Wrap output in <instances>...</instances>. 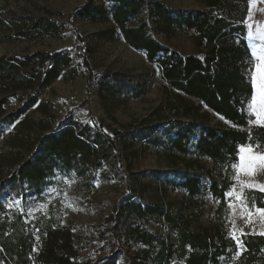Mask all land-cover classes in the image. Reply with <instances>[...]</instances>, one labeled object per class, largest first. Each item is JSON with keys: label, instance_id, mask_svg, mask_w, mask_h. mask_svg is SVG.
I'll use <instances>...</instances> for the list:
<instances>
[{"label": "rangeland", "instance_id": "374dc122", "mask_svg": "<svg viewBox=\"0 0 264 264\" xmlns=\"http://www.w3.org/2000/svg\"><path fill=\"white\" fill-rule=\"evenodd\" d=\"M144 1L139 14L128 19L126 30L145 27L147 35L166 50L152 61L146 51L128 42L124 30L115 21L118 6L115 1L0 0V57L7 59L0 67V100H7L0 107V183L9 179L25 159L40 155L46 147L59 145L60 148L54 157L57 167L52 173L61 178L46 180V184L55 189L51 196L45 186L44 195L41 191L28 190L23 212L5 208L8 217L20 215L22 223L30 228L37 252L49 230H67L83 264H139L137 259L131 262L127 257L133 258L140 249L150 247L119 238L118 231L116 234L112 230L114 223L110 218L121 202L123 206L131 203L146 207L157 202L171 205L173 216L189 217L194 226L213 228L220 203L208 193L209 181L204 180L206 196L202 200L191 199L186 190L178 187L190 165L168 144L170 139L176 138V130L171 127L176 120L195 121L199 125L196 134L203 124L257 133L259 140L253 143H259L264 150V128L238 126L226 118L220 119L221 115L203 101L187 96L164 77L163 62L171 56L204 60L210 55L213 45L209 30L219 20L230 26L216 38L215 47L238 45L237 34L246 35L247 31L242 22L248 16V0ZM155 4L164 6L172 19L192 12L203 13L201 29L176 24L171 27L161 22ZM83 6L95 17H82L77 13ZM238 17L243 19H236ZM247 23L253 25V31L264 26V2L254 5L253 17ZM243 41L246 45L251 43L244 39L239 43ZM248 51L250 55L251 49ZM55 53L65 54L68 62L59 77L42 88L46 71L54 66L50 65L48 56ZM17 58L29 59V66L18 67ZM247 67L245 62L242 67L245 76ZM32 98H36V103L18 119L12 118L15 116L12 114ZM85 125L92 128L89 137L81 135ZM9 127H12L11 132L7 131ZM95 129L114 138L117 148L101 140L99 144L94 143ZM66 130L91 146L84 154L83 169L76 165L71 167V161L75 162L74 149H67L69 137L63 141L61 138ZM117 134L124 136L118 138ZM75 150L80 155L84 151L80 147ZM194 151L191 149L192 153ZM190 159L196 161V156ZM201 164L214 169L209 160L204 159ZM63 177L74 183H67ZM241 179L249 178L241 175ZM255 179L264 183V173ZM232 182L236 183L233 177ZM22 190L24 193V186ZM11 194L17 193L7 188L0 194V203ZM245 195L249 208L253 200L256 207L264 208V193L245 189ZM29 207L33 209L31 214ZM226 211L224 223L228 238L232 228L230 221H235L237 229L251 231V225H245L247 213L238 202L232 209L227 206ZM251 219L255 221L256 231L264 230V220L258 213ZM127 225H133V216ZM145 227L151 233L174 236L173 229L165 222L151 221ZM236 234L239 235V231ZM255 236L260 235L241 239L246 246V240ZM236 252L230 258H221L219 264H264V248L257 263L250 262L246 256L248 251L239 256Z\"/></svg>", "mask_w": 264, "mask_h": 264}, {"label": "trees", "instance_id": "16d2710c", "mask_svg": "<svg viewBox=\"0 0 264 264\" xmlns=\"http://www.w3.org/2000/svg\"><path fill=\"white\" fill-rule=\"evenodd\" d=\"M118 3L114 18L117 24L124 30L128 42L138 50H144L148 58L152 61L159 53L166 52L157 42L150 38L145 27L126 30V23L131 17L139 14L143 7L144 0H112ZM161 22H167L172 27L184 25L189 28L201 29L203 13H189L178 15L176 19L171 18V14L161 4L154 5ZM82 17H95V14L87 6L78 10ZM93 13V14H92ZM93 15V16H92ZM242 20L243 17L236 18ZM224 21V20H223ZM222 20L217 21L216 26L209 30V40L213 45L210 55L204 60L189 56L187 58L171 56L163 62L165 70L164 77L172 84L182 90L187 96L198 98L203 103L223 116L227 120L238 126L247 124L246 114H242L241 101L246 96H250L252 89L248 79L242 71L246 60L250 57L246 43L240 42L232 48H216L214 41L220 36L222 31L230 25L224 24ZM65 54L55 53L49 55L48 61L51 66L45 73L41 83L42 88L48 87L51 82L59 77L60 70L67 64ZM68 55V54H66ZM68 59V58H67ZM7 59L0 57V67ZM18 67L29 66V59H16ZM90 80L92 74L89 71ZM7 103V100H0V107ZM36 103V98H32L24 107L19 108L14 119H18L25 111ZM187 113L189 110L187 109ZM10 118V119H12ZM176 130L175 139H170L168 144L171 150H176L181 154L184 162L189 164L181 177L182 182L179 188L188 192L191 199L206 196L204 193V180L209 181L208 193L215 200L220 201V208L216 214L215 225L208 229L202 226H194L189 217L173 216L171 205L166 206L157 202L155 205L143 207L142 205L118 204L112 221L114 233L118 237L129 242L139 243L149 246V249H140L133 258L127 257L133 262L137 259L139 264H219L223 257H231L237 250L234 241L227 237L225 219L227 217V204L223 198L225 191L229 190L233 184L234 172L230 168L226 157H234L237 147L248 141L249 133L236 128H214L205 124L200 128V133L196 134L198 124L195 121L179 122L171 124ZM91 127L85 125L81 135H88ZM97 139L94 143L99 144L100 140L116 149V140L101 129H95ZM253 142L258 141L257 133H252ZM124 134H117L122 138ZM199 136L196 142L194 139ZM69 137L68 151L74 149V165L83 169L85 166L86 149L91 146L88 141H83L71 130H66L61 134L62 141ZM48 139V138H47ZM44 140V144H46ZM60 140V143L62 142ZM83 148V154H79L75 148ZM191 149H195L192 153ZM58 146L46 147L40 155L25 159L20 163L9 179L0 183V194L7 188L10 191L21 194L23 186L29 185L31 191L40 192L46 185L48 174L57 167L53 163L56 154H59ZM196 156V161H190V156ZM204 159L213 163L214 169L210 170L201 164ZM70 163V162H69ZM133 216V225H127L128 219ZM199 218V216L197 215ZM183 221L181 222V220ZM151 221L155 223L165 222L168 228L173 229V238L151 233L146 229V224ZM35 240L30 228L22 223L20 215L13 214V218L7 216L5 208H0V264H83L79 257V250L72 244V236L67 230H49L42 240L40 250L33 251ZM246 247L251 263H257L258 257L264 248V237L255 236L246 240ZM96 264V263H95ZM236 264V263H234Z\"/></svg>", "mask_w": 264, "mask_h": 264}, {"label": "snow or ice", "instance_id": "6c2138e0", "mask_svg": "<svg viewBox=\"0 0 264 264\" xmlns=\"http://www.w3.org/2000/svg\"><path fill=\"white\" fill-rule=\"evenodd\" d=\"M258 2H264V0H248V16L244 23L246 25V35L238 33L236 36L237 44L239 46V41L241 39L251 41L246 47L251 49L250 57L248 58L247 64L248 67L245 69V73L248 79V82L251 85V95L246 96L244 100L241 101V111L242 114H247L249 119L247 124L249 126H255L257 128H264V26L257 27L253 31V25L247 23V20L252 19L253 17V7ZM256 40H259L260 43H257ZM254 117V119H253ZM220 119L224 120L223 116ZM227 122V121H226ZM8 132L12 131V127L7 129ZM226 160L235 173L233 179L236 183L231 184L229 190L225 191L223 198L227 203V206L232 209L236 202L239 203L247 213V218H245L244 213H241V217L245 218V225H251V231L245 232L243 229H237L235 221H230L232 228L229 231V236L232 241L235 242V248L237 250V256L241 255L243 252L248 251L245 246L244 241L241 239L242 236L247 235H260L264 236V230L256 231L255 221L251 219L254 213H258L262 220H264V208L256 207L255 201L252 202V207H248V198L245 195V189L255 190L264 193V183L257 181L255 178L264 173V150L261 149L259 143H253V138L251 132L248 135V141L245 144H240L235 152L234 157H226ZM241 175L248 177L247 181L241 179ZM61 177L57 173L50 172L48 174V179L50 180H59ZM63 179L71 184L74 181L68 180L67 177ZM237 184L240 185V190L237 191ZM45 188L48 189V196H51V193L55 191L54 188L49 187L47 184ZM24 193L21 194H11L5 197L4 202L0 203V208L7 209H18L21 212L25 210V193L30 190L29 185H24ZM41 195H44L43 190H41ZM28 199L35 200L36 197H29ZM220 203L219 200L215 201ZM46 205H40V207H45ZM71 207V205H68ZM36 210H39L37 208ZM33 209L28 208L29 214H31ZM38 231V230H37ZM239 231V235H237ZM38 239V237H37ZM33 251H36L33 248Z\"/></svg>", "mask_w": 264, "mask_h": 264}]
</instances>
